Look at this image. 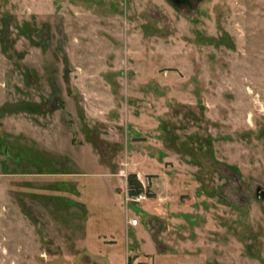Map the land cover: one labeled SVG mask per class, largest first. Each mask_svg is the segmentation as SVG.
<instances>
[{
  "label": "rangeland",
  "instance_id": "obj_1",
  "mask_svg": "<svg viewBox=\"0 0 264 264\" xmlns=\"http://www.w3.org/2000/svg\"><path fill=\"white\" fill-rule=\"evenodd\" d=\"M260 191L264 0H0V264H264Z\"/></svg>",
  "mask_w": 264,
  "mask_h": 264
},
{
  "label": "trees",
  "instance_id": "obj_2",
  "mask_svg": "<svg viewBox=\"0 0 264 264\" xmlns=\"http://www.w3.org/2000/svg\"><path fill=\"white\" fill-rule=\"evenodd\" d=\"M127 185L128 193L132 197H136L144 193V185L136 173L129 174L127 178Z\"/></svg>",
  "mask_w": 264,
  "mask_h": 264
},
{
  "label": "water",
  "instance_id": "obj_3",
  "mask_svg": "<svg viewBox=\"0 0 264 264\" xmlns=\"http://www.w3.org/2000/svg\"><path fill=\"white\" fill-rule=\"evenodd\" d=\"M175 1H177V2H183V0H175ZM260 195L262 196V197H264V191H260Z\"/></svg>",
  "mask_w": 264,
  "mask_h": 264
},
{
  "label": "built area",
  "instance_id": "obj_4",
  "mask_svg": "<svg viewBox=\"0 0 264 264\" xmlns=\"http://www.w3.org/2000/svg\"><path fill=\"white\" fill-rule=\"evenodd\" d=\"M138 223V221L137 220H132V224H137Z\"/></svg>",
  "mask_w": 264,
  "mask_h": 264
},
{
  "label": "flooded vegetation",
  "instance_id": "obj_5",
  "mask_svg": "<svg viewBox=\"0 0 264 264\" xmlns=\"http://www.w3.org/2000/svg\"><path fill=\"white\" fill-rule=\"evenodd\" d=\"M181 1V0H180Z\"/></svg>",
  "mask_w": 264,
  "mask_h": 264
}]
</instances>
